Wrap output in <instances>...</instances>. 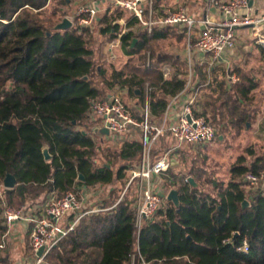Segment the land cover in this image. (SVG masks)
Returning a JSON list of instances; mask_svg holds the SVG:
<instances>
[{
  "label": "trees",
  "instance_id": "obj_1",
  "mask_svg": "<svg viewBox=\"0 0 264 264\" xmlns=\"http://www.w3.org/2000/svg\"><path fill=\"white\" fill-rule=\"evenodd\" d=\"M51 1L0 0V242L8 231L4 202L33 207L43 205L47 195L61 198L84 187L96 191L125 182L128 171L139 165L143 142L135 127L125 134L119 150L106 153V163L97 165L100 146L95 137L106 136L94 132V100L108 96L107 91L127 89L129 98L144 107L148 83L150 112L161 120L170 100L187 85L186 61L166 53L157 55L151 46L171 38L182 41L183 34L157 28L149 36L140 21L125 19L126 12L119 9L103 13L91 28L59 30L56 27L62 19L57 23L38 19ZM72 3L58 0L53 16H65L61 7ZM96 28L108 42L122 35L124 52L139 56V63L129 61L121 69L111 67V72L97 66L91 45ZM167 66L173 71L166 78ZM196 70L206 82L204 68L196 66ZM224 77L225 71L214 73L206 89L209 92L202 94L194 110L222 126V131L228 120L239 134L254 118L249 104L256 85L243 75L228 92ZM166 143L163 138L154 145L153 162L161 159L159 149ZM46 148L50 161L45 159ZM263 168L264 153L258 156L249 148L233 165L228 185L215 182L214 194L189 182L191 175L200 176L195 167L188 177L165 182L167 188L178 190L180 207L168 202L144 226L139 239L144 258L151 264H264V194L250 196L244 182L248 173ZM9 174L17 180L14 189L4 187ZM120 198L121 194L112 191L100 206L111 208ZM246 200L250 207L243 208ZM135 217L134 199L128 198L112 210L85 216L51 250L44 264H129L136 244ZM31 233L32 226L29 237ZM245 239L247 254L238 251ZM3 251L0 264H5Z\"/></svg>",
  "mask_w": 264,
  "mask_h": 264
},
{
  "label": "built area",
  "instance_id": "obj_2",
  "mask_svg": "<svg viewBox=\"0 0 264 264\" xmlns=\"http://www.w3.org/2000/svg\"><path fill=\"white\" fill-rule=\"evenodd\" d=\"M208 1L220 13L219 21L208 17L198 20L190 15L185 7H179L175 11L168 12L164 17H158L157 0H85L71 22L75 21L79 27L91 28L105 12L104 6L110 4L114 9L122 10L133 19L140 21L149 36H152L157 28H184L189 37L194 39V49L198 53L211 56L215 62H222L224 54L236 48L239 29H249L255 44L264 52L262 31L264 16L253 17L250 0H230L228 3L219 0ZM121 40L122 35L109 45L111 63L120 62L116 50L121 47ZM232 80L234 82L236 79ZM150 91L151 87L147 84L146 103L140 119L126 105L121 92L104 99H96L92 103V120L103 118L104 127L108 129L110 135H125L132 127L137 128L143 135L141 164L137 169L131 170L126 191L116 205L107 209L99 205L87 207L85 200L88 197L82 191L69 192L61 198L50 195L43 206L13 207L6 202L3 203V220L8 227V234L17 224L32 226L30 243L37 259L36 264H44L51 250L74 232L85 216L114 209L134 185L136 244L134 252L130 255L129 264H151L141 253L139 239L142 229L148 222L154 220L165 199L153 188V177L167 173L171 167L170 151L156 163H151V150L157 142L166 137L173 139L179 146L210 145L215 141L217 132L203 116L196 114L194 106L197 97L193 89L190 95L185 94L186 89L182 94L174 97L168 106L167 111L172 107L181 108L176 118H166L160 123L152 121L148 106ZM244 182L253 194H264V168L258 172L248 173ZM5 245L3 239L0 242V249H4ZM42 249L44 252L39 256ZM238 251L245 254L249 252L247 239Z\"/></svg>",
  "mask_w": 264,
  "mask_h": 264
},
{
  "label": "crops",
  "instance_id": "obj_3",
  "mask_svg": "<svg viewBox=\"0 0 264 264\" xmlns=\"http://www.w3.org/2000/svg\"><path fill=\"white\" fill-rule=\"evenodd\" d=\"M70 1H73V0H70ZM84 1L85 0H79V2H80L79 5L80 4L82 5L84 3ZM219 1L224 2V3L225 2L228 3L230 0H219ZM72 5H73V3H72ZM179 7H185L187 9V11L189 12V14L198 20L206 18V17L211 18V19L216 20V21H219L221 19L220 13L217 11L216 7L211 2H209L208 0H157V4H156L157 14L156 15L158 17H164L168 12L175 11ZM104 8L106 9L105 12L106 11L112 12L114 10V8L110 4L105 5ZM250 9H251V14L253 15V17H255V18L263 17L264 16V0H250ZM143 30H144V28H143ZM183 30H184V28L173 29V31L176 34H183V40L182 41L177 40V41L185 42V47H186L185 53L187 55L185 54V57H182L181 55H176V56L179 58H182L183 60L186 61L187 65H188V70H189L186 88L180 94H182L187 89L185 94L190 95V91H192V89H193L194 90L193 93L197 97L196 103H195V105H196L197 102L200 101V97H202V94L209 92L206 89H207L208 84H210V82L214 76V73H216V72L220 73L222 71L223 72L225 71L226 77H224V81H225L226 90L228 92H231L232 89H234V87L240 82L241 77L243 75H245V76L253 79L254 83L256 85L255 90H253V92L251 93V98L253 100L249 104V108L251 109V111L254 115V118L252 119V122L248 124V127L246 129L242 130L239 134L229 124V121L226 120V133L231 134L232 135L231 137H233V138L234 137L237 138V137L242 136L245 132H248V131L250 132L252 129V126H253L256 129V133H258V131H260V132L262 131L263 136H264V97H263V95H264V52L260 47H258L255 44L254 39H253L249 29H239V31H238L239 32V38H238L236 48L233 50L227 51L226 57L223 56L222 62H215L211 58V56H209L207 54H203V53H198L193 47L194 43H195L194 39L189 37V35L186 33V30H184V31ZM262 31L264 32V25L262 27ZM175 39H177V38H175ZM114 40H112V41H114ZM163 41H166V40H163ZM111 42L108 43V47H107V55L106 56H107L108 62H110L109 61V45ZM159 42H162V41H159ZM132 47H134V46H132ZM116 54H117L118 58L120 59V62L119 63H113V64H125V63L127 64V62H129L130 60H133L136 57V56H130V55L126 54L123 50L122 43H121V47L116 50ZM169 55H171V54H169ZM147 57H148V61H150V57H151L150 53H147ZM196 66L204 68V72H206V74H207V76H206L207 81L206 82H203L201 80L200 74H198V72L196 70ZM172 71H173V69L170 66L165 67V77L167 78ZM232 79H234V80L236 79V80L233 82ZM145 91H146V86H145ZM118 92H121L123 94V99H124V102L126 103V105L133 111L134 115L138 119H140L139 117H141V112L143 111L144 107L140 106L139 102L136 99H130L129 98L127 89L121 90L119 88H116L112 94H115ZM180 94H178V95H180ZM256 95L258 98L261 95L260 101H259V99L258 100L256 99L257 98ZM173 99L174 98H172L170 100V103L172 102ZM261 100H262V102H261ZM170 103H169V105H170ZM148 106H149V102H148ZM167 109H168V107H167ZM169 110L170 111L166 110V112H165V114L161 120H156L150 112L152 121L160 123L166 118H168V119L171 117L176 118V116H178L177 114H179L181 112V108L172 107ZM149 111H150V109H149ZM95 123L96 124L94 126V132L96 134H101V135L106 136V137L111 136V135H105V134L101 133V130L105 128L103 123L97 122V121H95ZM137 133L140 134L141 140L143 142L142 133L140 131H138ZM169 138L170 137H166V140H169ZM171 140L174 141L173 139H171ZM174 143H176V142L174 141ZM255 143H258V142H255ZM185 145L193 147V148H202V147L206 148L209 146V145L199 146V145H189V144H185ZM182 146L183 145L179 146L176 143V146H173L171 149L168 150V151H170V158H171V167H170L169 171L165 174L154 175V177H153V180H152L153 188L156 189L160 193V195H162L163 197H166V195H164V190H166L167 186L165 184H163V185L161 184L162 177L166 176L167 174H169L171 172L172 168L175 165L174 154L180 152V147H182ZM249 148H252V147H249ZM249 148H247V151ZM253 149L255 150V152L258 156H261L256 151L257 147H256V149L255 148H253ZM261 150H262V148H261ZM246 154L247 153H243L240 156L246 155ZM159 160H157V161H159ZM252 160H253L252 158H249L248 164H251ZM156 162H153V156H152V150H151V163H156ZM140 164H141V161H140L139 165ZM199 171H200V176H202L204 171L203 170H199ZM200 176L195 177L194 174L190 176V178H192L194 180V182L197 184V187H195V188H200V182L198 180L201 178ZM169 181H174V180H169ZM165 182H167V181H165ZM102 187H104L103 190H105V188H107L108 186H102ZM78 191H82L83 194L85 193V196L88 197V199L86 198V200H85L86 201L85 205L87 207L98 206V205L100 206L104 200H107L106 198L102 199V190H100L99 188L96 191H94V190H90V189L84 187V188L78 189ZM247 191H248V193L250 192V190H248V189H247ZM210 193H212V192H210ZM49 196L50 195L46 196V201H47ZM94 199H95V201H94ZM39 205L43 206L42 204H39ZM29 230H30V227L25 226L23 224H17L12 229H10L9 234L7 233L6 236L3 238V239H5V242H6L4 251L2 252L3 253V259L5 260V264H32V263H34V261H31L30 259H28L27 256H26V258L25 257L21 258L20 261H18L17 263H14L12 261L10 255H9V253H5V250L7 248V244L9 241L8 239L12 235H14L15 233L19 234V232H20L19 235L16 234V236H14V237H16L18 240H21V242L23 241L22 238H23V234H24L26 241L29 243L30 242V237L28 236ZM30 245H31V243H30ZM31 251H32V248H31ZM20 254L22 256L25 255L23 249H20ZM32 255H33V252H32ZM33 257L36 261L37 260L36 256L34 255Z\"/></svg>",
  "mask_w": 264,
  "mask_h": 264
},
{
  "label": "rangeland",
  "instance_id": "obj_4",
  "mask_svg": "<svg viewBox=\"0 0 264 264\" xmlns=\"http://www.w3.org/2000/svg\"><path fill=\"white\" fill-rule=\"evenodd\" d=\"M79 0H73V5L70 7L62 8L61 10L66 13L64 16L63 13H58L56 17L53 16V12L58 9V0H53L48 5V7L42 12L40 16H38V19L40 21H51L52 23H57L62 19V22L65 19H69L70 21L74 20V17L76 16L77 10L80 7ZM78 4V5H77ZM60 9V8H59ZM35 15V13H34ZM125 19L129 18L130 15L128 13H125ZM60 22V24L62 23ZM73 26H78L75 21L73 22ZM178 39L172 38L168 39L166 41L162 42H154L151 46L152 49L156 51L157 55H160L162 53L171 54V55H181L182 57H185L186 47L185 42H179ZM108 41L106 37H101L98 32L97 28L94 30V37L92 39L91 45L95 52V60L97 66H103L110 70L111 67L121 69L125 64H113L111 62L107 61V47H108ZM146 52H144L145 54ZM187 55V54H186ZM224 57H226V53L224 54ZM139 56H136L133 60V63L138 64L139 63ZM128 63V62H127ZM98 82V86L103 88L102 81L99 77L95 78ZM112 95L113 91L109 93ZM108 96H101L99 99H104ZM259 96V95H258ZM261 96V95H260ZM259 98L256 95V99L260 101ZM264 97V95H263ZM263 100V99H262ZM261 100V102H262ZM127 102V101H126ZM128 103V102H127ZM129 104V103H128ZM207 120V118H206ZM97 122H104L103 118H97ZM208 123H210L217 132L215 141L210 144L208 147H202V148H193L187 145H183L180 147V152L174 154V160L175 165L172 168L171 172L167 174L166 176L162 177L161 184H165V181L169 180H179L183 177H188L190 175L191 169L193 167L197 168L198 170H203L201 178L198 179L200 182V188L205 192H212L215 193V182L224 184L225 186L228 185L229 181L231 180V168L233 165L237 162L238 157L243 154L247 153V148L257 147L256 151L259 155L264 153V136L262 131H258L256 133L255 127L252 126L251 131L245 132L242 136L233 138L231 137V134L226 133V127L225 130L222 131V126H217L215 123H212L211 119L210 121L207 120ZM125 138V135H111L109 137H102V136H96L95 140L100 146V149L98 151L97 156V165H103L106 163V157L104 156L106 153H114L115 151L119 150L121 146L122 140ZM168 143L166 145H163L159 150L160 156H164L169 149H171L173 146H176V143L172 141L170 138L167 140ZM258 142V143H255ZM260 148V149H259ZM262 148V150H261ZM109 149V150H108ZM108 154V155H109ZM123 163H119L115 169H117L119 166H121ZM139 166H135V168H132L131 170L137 169ZM130 171L127 173V180L125 182H116L114 185L108 186L104 189V187H98L100 190H102V199H109L110 193L114 191L115 193L121 194V196L125 193L128 181L130 180ZM196 177V176H195ZM177 178V179H176ZM210 182V183H209ZM97 188V189H98ZM177 190L176 188H167L164 190V195H166L162 207L167 206V195L169 191L171 190ZM135 185L128 191L125 198H128L129 200H133L135 197ZM253 194V192H249V195ZM97 199V198H96ZM95 201V199H94ZM159 218V217H158ZM157 218V219H158ZM15 233L12 235L8 240L7 248L5 250V253H9L12 261L14 263H17L20 261L21 258L30 259L31 261H34L35 264L36 261L32 255L31 251V245L30 242L28 243L26 241L25 235L23 234V241L18 240ZM20 234V232H19ZM18 234V235H19ZM22 234V233H21ZM20 249L24 250L25 255L20 254ZM30 261V262H31Z\"/></svg>",
  "mask_w": 264,
  "mask_h": 264
},
{
  "label": "water",
  "instance_id": "obj_5",
  "mask_svg": "<svg viewBox=\"0 0 264 264\" xmlns=\"http://www.w3.org/2000/svg\"><path fill=\"white\" fill-rule=\"evenodd\" d=\"M73 27V23L69 20V19H65L61 24H59L56 28L59 30H67ZM136 41H134L133 46H135ZM102 134L105 135H110V132L108 131V129L104 128L101 130ZM44 155H45V159L46 161H50L51 160V155L49 153V150L46 148L44 150ZM81 180L84 181V177L81 176ZM189 182L194 186L197 187V184L194 182V180L192 178L189 179ZM17 186V180L13 175H7V177L4 180V187L6 189H14ZM167 201L171 202L174 204V206L176 208L180 207V198H179V192L178 190H171L169 191L168 195H167ZM243 208H247L250 207V202L248 200L244 201L242 204ZM44 252V249H42L39 253V256H41Z\"/></svg>",
  "mask_w": 264,
  "mask_h": 264
}]
</instances>
